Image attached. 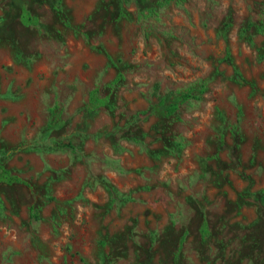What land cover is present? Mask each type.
<instances>
[{
	"label": "rangeland",
	"instance_id": "374dc122",
	"mask_svg": "<svg viewBox=\"0 0 264 264\" xmlns=\"http://www.w3.org/2000/svg\"><path fill=\"white\" fill-rule=\"evenodd\" d=\"M0 162V264H264V0H0Z\"/></svg>",
	"mask_w": 264,
	"mask_h": 264
},
{
	"label": "trees",
	"instance_id": "16d2710c",
	"mask_svg": "<svg viewBox=\"0 0 264 264\" xmlns=\"http://www.w3.org/2000/svg\"><path fill=\"white\" fill-rule=\"evenodd\" d=\"M193 97H197V95L194 93V89H183L177 91L175 96L171 100L166 101L165 99H161L158 106H154L153 109H156L158 107L160 114L170 116L175 112L178 105ZM107 100L108 97L101 95L99 93L98 88L95 87L89 91L88 102L86 105L87 110L90 112L94 111L95 109L104 106L107 103ZM22 149V144L16 146H6L3 151V156L5 158H9L15 153L21 151ZM0 182L6 184L25 185L28 187L31 186V184L27 180L23 179L22 177L16 174L11 173V171L2 162H0ZM30 211L33 216H37V208L32 207Z\"/></svg>",
	"mask_w": 264,
	"mask_h": 264
}]
</instances>
